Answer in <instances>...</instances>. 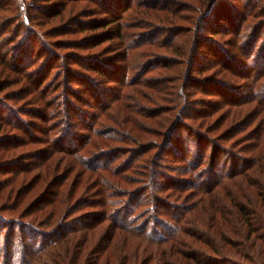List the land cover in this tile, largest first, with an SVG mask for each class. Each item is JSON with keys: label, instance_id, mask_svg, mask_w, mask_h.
<instances>
[{"label": "trees", "instance_id": "obj_1", "mask_svg": "<svg viewBox=\"0 0 264 264\" xmlns=\"http://www.w3.org/2000/svg\"><path fill=\"white\" fill-rule=\"evenodd\" d=\"M93 1L0 0V29L17 22L0 37V91L19 85L0 97V264H258L264 0L212 21L225 0ZM66 31H90L88 53L50 46ZM52 56L74 59L65 77L47 79Z\"/></svg>", "mask_w": 264, "mask_h": 264}, {"label": "rangeland", "instance_id": "obj_2", "mask_svg": "<svg viewBox=\"0 0 264 264\" xmlns=\"http://www.w3.org/2000/svg\"><path fill=\"white\" fill-rule=\"evenodd\" d=\"M10 1H12L13 2V4L15 5V4H17L19 1L21 2V0H10ZM30 1H34V0H22V3H26L27 5L30 3ZM89 1V0H88ZM226 1V3H227V6L226 7H223V6H219L216 10H214L213 12H214V16H212V19H211V21L212 20H215V17H216V19H217V16H215V12H224V15L223 16H225L226 15V12H228V13H230V14H232L233 12H232V9L230 10V6L233 4H235V5H238V7L239 8H242V9H246L247 7H249V4L246 2V0H225ZM84 3H86L85 5L86 6H84V7H82V8H87V9H93V8H96L97 7V5H95V3H94V1L93 2H87V0H84ZM231 4V5H230ZM26 5V6H27ZM91 9V10H92ZM27 10H28V13H33V12H37L36 11V9L34 8V9H31V8H27ZM91 10H86V11H88V12H81V11H84V9H80L79 11H78V16H79V14H80V16H82L84 19H90V18H92V17H94V16H103V14L102 13H93L92 14V12L93 11H91ZM96 9H94V11H95ZM87 13V14H86ZM221 14V13H220ZM74 15V14H73ZM8 17H12V15H11V13H9L8 14ZM8 20H9V18H7ZM67 20V19H66ZM223 22H227V20H223ZM0 25H1V21H0ZM27 25V24H26ZM75 26V25H74ZM11 29H14V30H16L17 29V22L16 21H13V22H11V24H9V26L7 27V29L5 28V29H0V33H2V34H0V37L2 38V37H6L8 34H9V32L11 31ZM203 30H205V29H201V31H203ZM90 31H79V32H76V33H72V32H70V31H66V33L65 34H62V35H60V34H56L55 35V38H58V39H66V38H68V41L65 43L66 45L63 47V48H59L60 46H59V44H57V42H55V40L53 41V40H50V46L52 47V48H54L56 51H61V53H66V52H74V51H76V50H79V52L81 51H83V52H85V53H88V50H87V52H86V50L85 49H83V48H78L77 46H78V44H79V40H80V36L81 35H83L84 36V34L85 33H89ZM204 32V31H203ZM231 34V35H230ZM227 37H226V39L225 40H227V39H232V37L234 36V34H232V33H230ZM52 39H54V38H52ZM42 41V38L41 37H38V36H33V41H32V44H33V46H36L37 47V45L40 43ZM79 41V42H78ZM43 42H45V41H43ZM110 42H104L103 43V46H101V47H99L98 49H99V52H101V54H103V55H106L107 53V50H109L108 49V47H109V44ZM86 44V43H85ZM104 46H108V47H106V51L105 50H103L102 48L104 47ZM97 48V47H96ZM5 49V48H4ZM95 50H97V49H95ZM46 52V51H45ZM114 51H112V52H110V53H113ZM47 54L46 53H43V54H40V55H38L41 59H43V58H45V56H46ZM48 57V55L46 56V58ZM85 57H87V54H85ZM38 58V57H37ZM46 58L43 60V62L46 60ZM55 60V62H56V64L57 65H55V67L53 68V69H51V71H48L47 70V74L49 75V76H47V79H49L51 76H55L56 78L58 77L59 78V75L61 76L62 75V73L64 74V77L68 74V70H66L65 72H63L64 71V69H63V65H62V62L64 63L65 62V65L67 64V65H73L74 63L73 62H75L74 61V59H71L70 57H65V58H62V57H56V56H52L51 57V60H50V63H51V61L52 60ZM78 71H81V70H83V71H86V68H81L80 66H74ZM33 68L34 69H36L37 68V65H34L33 66ZM48 69V68H47ZM102 77V76H101ZM66 79H68V80H70L71 82H73L74 83V80H73V78H66ZM237 80H239V81H242L241 79H237ZM18 86L19 85H12V86H10V87H7L6 89H4V90H1L0 91V97H4V98H6L7 99V96H9L10 94H11V91L12 90H17L16 88H18ZM67 93L70 95V100H73V101H76V97H75V95H74V93H73V91L72 90H70V92L69 91H67ZM195 96H197V97H203V98H206V99H208V98H210V96H208V94H206V93H203V92H200V93H197ZM8 100H10V101H13V99H8ZM65 101V100H64ZM64 102H62V104H63ZM62 104H59L58 105V103H56V104H53L52 105V107H49V108H51V110L53 109V110H59L60 111V115H61V118H63V121L61 122V123H63V124H65V123H69V124H74V122H76V121H78V119H77V117H75L74 115H72V111L70 110H67L66 109V106L65 105H62ZM28 105V104H27ZM28 108L29 107H31L32 109L34 108V109H37V108H39L40 107V105L39 104H30V105H28L27 106ZM58 112V111H57ZM62 112V113H61ZM33 121L35 122V123H37V125H40V126H43L44 128H45V126H49V122H45V121H42L41 119H39V118H33ZM74 129H78V130H82V128L83 127H81V126H78V125H76L75 127H73ZM50 130L48 129V131L47 132H49ZM15 133H16V135H18L19 137H23L24 136V134H22L21 132H18L17 130L16 131H14ZM56 134V132H53V135H55ZM45 145H43V147H44ZM44 148H47V146H45ZM19 150H22L23 152H25V153H27L26 155H28V154H30V153H32V151L27 147V146H24V147H21V148H19ZM31 151V152H30ZM35 159V158H34ZM34 159H32L31 161H34ZM106 224V223H105ZM237 238V237H236ZM258 242H260V240L258 241ZM261 245H263L264 246V241L263 242H261L260 243ZM264 254V253H263ZM238 261H241L242 263H244L245 262V260H240V259H238ZM257 262H258V264H264V257H262V255L260 256V257H257ZM221 264H226V263H223V262H220ZM246 263V262H245ZM152 264H155V262L154 263H152ZM229 264V263H228Z\"/></svg>", "mask_w": 264, "mask_h": 264}]
</instances>
